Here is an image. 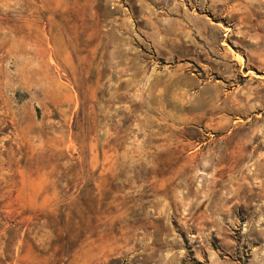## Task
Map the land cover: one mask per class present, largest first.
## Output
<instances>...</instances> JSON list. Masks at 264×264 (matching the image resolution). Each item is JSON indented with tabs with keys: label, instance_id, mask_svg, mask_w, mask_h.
I'll return each instance as SVG.
<instances>
[{
	"label": "rangeland",
	"instance_id": "obj_1",
	"mask_svg": "<svg viewBox=\"0 0 264 264\" xmlns=\"http://www.w3.org/2000/svg\"><path fill=\"white\" fill-rule=\"evenodd\" d=\"M0 264H264V0H0Z\"/></svg>",
	"mask_w": 264,
	"mask_h": 264
}]
</instances>
